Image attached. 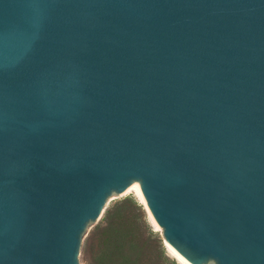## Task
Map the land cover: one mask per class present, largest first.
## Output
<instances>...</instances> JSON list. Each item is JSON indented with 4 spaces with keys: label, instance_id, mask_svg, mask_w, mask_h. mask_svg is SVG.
Segmentation results:
<instances>
[{
    "label": "water",
    "instance_id": "1",
    "mask_svg": "<svg viewBox=\"0 0 264 264\" xmlns=\"http://www.w3.org/2000/svg\"><path fill=\"white\" fill-rule=\"evenodd\" d=\"M131 185L188 264H264V0H0V264H82Z\"/></svg>",
    "mask_w": 264,
    "mask_h": 264
},
{
    "label": "trees",
    "instance_id": "2",
    "mask_svg": "<svg viewBox=\"0 0 264 264\" xmlns=\"http://www.w3.org/2000/svg\"><path fill=\"white\" fill-rule=\"evenodd\" d=\"M129 205L138 208L131 199L123 202L107 212L104 226L97 229V264H141L143 259L142 264H158L165 258L159 238L151 231L140 235Z\"/></svg>",
    "mask_w": 264,
    "mask_h": 264
},
{
    "label": "rangeland",
    "instance_id": "3",
    "mask_svg": "<svg viewBox=\"0 0 264 264\" xmlns=\"http://www.w3.org/2000/svg\"><path fill=\"white\" fill-rule=\"evenodd\" d=\"M133 200L138 208L134 205H129L132 211L133 222L135 225L139 226V233L142 237L149 235L151 231L155 237L159 238L163 247L164 259L160 260L158 264H183L180 260L173 254V252L165 245L161 236V231L152 222L147 210L144 207V203L139 199L134 190H125L122 194L112 195L108 198L106 205L102 213L96 222L90 224L86 233L84 234L81 251H80V261L82 264H97V234L98 228H101L105 224V218L109 210H114L119 205L127 200ZM158 261V260H157ZM156 261V263H157ZM144 259L141 264L144 263Z\"/></svg>",
    "mask_w": 264,
    "mask_h": 264
},
{
    "label": "bare ground",
    "instance_id": "4",
    "mask_svg": "<svg viewBox=\"0 0 264 264\" xmlns=\"http://www.w3.org/2000/svg\"><path fill=\"white\" fill-rule=\"evenodd\" d=\"M128 190H134L137 194V196L139 197V199L143 202L140 193L138 191L137 185H131ZM152 220V219H151ZM153 222V221H152ZM154 223V222H153ZM156 226V225H155ZM167 245V244H166ZM168 248L173 252V254L180 260V262H182L183 264H188L187 262H185L177 253H175L169 246Z\"/></svg>",
    "mask_w": 264,
    "mask_h": 264
}]
</instances>
